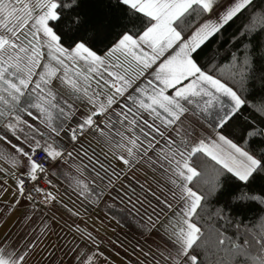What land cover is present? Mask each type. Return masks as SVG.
Masks as SVG:
<instances>
[{"label":"snow or ice","instance_id":"6c2138e0","mask_svg":"<svg viewBox=\"0 0 264 264\" xmlns=\"http://www.w3.org/2000/svg\"><path fill=\"white\" fill-rule=\"evenodd\" d=\"M237 20L224 56L221 45L201 63ZM50 164L88 205L115 192L136 210L144 243L128 264H264V0H0L9 210L27 220L60 203L40 186ZM145 167L158 191L124 183ZM50 230L0 241V264H29ZM73 231L94 247L74 237L61 261L114 264L92 232Z\"/></svg>","mask_w":264,"mask_h":264},{"label":"crops","instance_id":"0c3cea01","mask_svg":"<svg viewBox=\"0 0 264 264\" xmlns=\"http://www.w3.org/2000/svg\"><path fill=\"white\" fill-rule=\"evenodd\" d=\"M84 143L91 144L100 158L104 160L107 149H103L91 137L87 138ZM108 156L110 158L111 153H108ZM107 162L105 161L106 164ZM111 162L116 163L115 160ZM64 170H68L67 165L64 166ZM54 172L55 174H53ZM145 173L148 174L147 178ZM48 180L51 181L49 191L56 195L60 203L55 207L37 204L35 212H32L31 209L28 210L31 218L27 220L24 218V207L17 206L15 209L9 210L13 203L14 182L11 179L8 180L7 192L0 195V241L6 237L11 238L13 242L21 238L30 239L32 235L39 232L41 224L48 221L51 230L35 250L29 264H67V257L61 261L62 253L60 251L67 241L75 237L82 247L84 244L94 247L90 242L81 240L79 235L73 231L78 224L81 229L92 232L98 241H102L100 250L114 264H128L129 260L135 259V255L131 254L132 248L134 245L143 244L144 238L140 234L138 224L140 217L136 215V210L130 204L122 203L120 197L115 196V192H113L115 199L113 196H106L99 205H88L87 202L76 197L65 182L63 173L56 172L54 166L49 170ZM124 183H131L137 191L140 190V184H144L145 188L158 191L152 180L151 170L146 167L129 173L128 178L124 179ZM148 198L152 199L150 194ZM68 209L79 213V215H71Z\"/></svg>","mask_w":264,"mask_h":264},{"label":"trees","instance_id":"16d2710c","mask_svg":"<svg viewBox=\"0 0 264 264\" xmlns=\"http://www.w3.org/2000/svg\"><path fill=\"white\" fill-rule=\"evenodd\" d=\"M101 8L96 6V7H91V8H87L86 12H88L90 15L93 14H98L101 13ZM243 19V17L241 18ZM241 21L237 20L235 24H233L230 28L227 29V31L224 34V37H216L215 39L212 40V42L208 45L207 48H205V52L201 54V56L199 57V60L201 63H204L207 59V55H210L211 53H213L217 47H221V51H220V57H223L226 50L228 49L229 45L227 44H223V41L232 33L236 30V28L240 25ZM207 54V55H206ZM219 59V57H218ZM259 98V94H257V100ZM250 103L252 101H249ZM253 209H249L246 210L245 215L246 216H251L253 214Z\"/></svg>","mask_w":264,"mask_h":264},{"label":"built area","instance_id":"2783aa9c","mask_svg":"<svg viewBox=\"0 0 264 264\" xmlns=\"http://www.w3.org/2000/svg\"><path fill=\"white\" fill-rule=\"evenodd\" d=\"M41 156H42V154H41ZM41 156H38L37 159H40ZM52 166L53 165H51V164L48 166L49 170L51 169ZM40 186L43 187V188H46L47 190L50 189L49 184H46L43 181H41ZM37 199H40V197H37Z\"/></svg>","mask_w":264,"mask_h":264}]
</instances>
